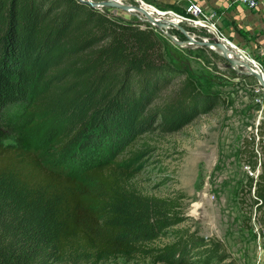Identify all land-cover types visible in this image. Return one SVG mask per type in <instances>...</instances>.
<instances>
[{"label":"trees","instance_id":"16d2710c","mask_svg":"<svg viewBox=\"0 0 264 264\" xmlns=\"http://www.w3.org/2000/svg\"><path fill=\"white\" fill-rule=\"evenodd\" d=\"M161 37L80 0H0V264L131 259L184 221L173 201L134 186L125 160L95 150V158L74 159L84 146L101 149L107 133H176L221 103L169 61ZM25 109L55 120L62 144L85 136L80 146L61 158L59 147L51 162L40 148L4 144ZM188 245L157 259L193 264Z\"/></svg>","mask_w":264,"mask_h":264},{"label":"rangeland","instance_id":"374dc122","mask_svg":"<svg viewBox=\"0 0 264 264\" xmlns=\"http://www.w3.org/2000/svg\"><path fill=\"white\" fill-rule=\"evenodd\" d=\"M120 1L129 7L151 5L146 0ZM190 3L189 18L192 4H198ZM98 10H107L125 22L139 23L142 28L147 25L157 32L165 28L159 29L148 22V18L134 8H129L128 12L110 8ZM151 17L154 19L153 15ZM183 23L178 26L188 30L197 41L213 42L216 37L208 29ZM168 32L180 42L187 41L186 36L172 30ZM227 36L232 43L237 41L239 47L245 46L254 54L247 44ZM161 38L169 61L188 71L204 92L219 96L221 103L176 133L156 132L136 138L128 129L122 133L115 128L113 131L118 129L121 135L107 133L102 139L104 150L103 146L100 149L90 144L74 157L77 160L95 158V150L110 154V161L125 160L135 168L134 186L139 191L173 201L184 218L165 236L147 243L144 252L131 259L120 256L103 264H167L157 258L168 248L184 242L189 244L185 259L194 260L193 264H264V209L257 208L254 194L259 175L264 173V94L258 91L256 78L233 70L219 51L213 50L215 47L209 49L193 44L183 48L167 35ZM79 137L62 144L55 120L40 118L25 109L4 144L40 148L43 157L54 162L57 158L53 154L60 150L58 148L62 149L58 154L61 158L62 152L80 146L85 136L80 140ZM137 151L143 155L133 159ZM252 151L256 154L253 158L249 153ZM255 160L258 165L253 170Z\"/></svg>","mask_w":264,"mask_h":264},{"label":"crops","instance_id":"0c3cea01","mask_svg":"<svg viewBox=\"0 0 264 264\" xmlns=\"http://www.w3.org/2000/svg\"><path fill=\"white\" fill-rule=\"evenodd\" d=\"M146 1L156 9L171 10L174 13L185 17H189L190 14V1L198 3L204 12L213 16V20L227 35L229 34L232 36L231 39H238L247 44L254 51V57L264 62V0H260L259 8L257 10H248L243 6L236 4L235 0ZM183 30H185V32L188 31L184 28ZM180 32L185 35L184 32ZM188 33L190 32L188 31ZM241 36L244 38H241ZM234 42L239 45V42Z\"/></svg>","mask_w":264,"mask_h":264},{"label":"built area","instance_id":"2783aa9c","mask_svg":"<svg viewBox=\"0 0 264 264\" xmlns=\"http://www.w3.org/2000/svg\"><path fill=\"white\" fill-rule=\"evenodd\" d=\"M235 3L240 4V6H243V7L247 8L248 10H257L259 8L260 0H235ZM146 6L148 8H153L155 10L156 13L153 12L154 13L153 17L155 20H162V19L165 20V18L169 19V18H167V16H165L166 14H168V16L171 18V20L173 22H175L177 25L180 23H183V22H187V23H189L195 27L208 29L220 41H222L223 43L227 44L230 47L232 46L231 45L232 42L231 43L229 42L230 40L228 39V37L224 33H221L219 31L216 22L213 20V16L211 14H207L206 12H204L203 9L198 4H194V3L192 4V6H191V14L192 15L190 18L178 15L172 11H168V12L158 11L152 5H146ZM144 18L146 19V17H144ZM164 30H178V29L172 28V27L169 29L168 27H166V28H164ZM164 30H161L160 33L163 34L164 36H166V32ZM190 46H194V45L192 43H187L185 46H182V47L185 48V47H190ZM233 49L237 53L236 55H238V59H240L241 64L242 65H244V64L249 65L251 70L253 72H255L256 74L260 75L264 81V62L255 58L250 51L245 49V47H239V45L236 43H235V47ZM229 56L234 58V59L236 58L233 55H229ZM238 68L241 70H246V68L244 66H239ZM232 69L237 71L235 68H232ZM258 91H262L264 94V89L260 85L259 82H258Z\"/></svg>","mask_w":264,"mask_h":264},{"label":"water","instance_id":"95a60500","mask_svg":"<svg viewBox=\"0 0 264 264\" xmlns=\"http://www.w3.org/2000/svg\"><path fill=\"white\" fill-rule=\"evenodd\" d=\"M81 2L91 6L92 8L95 9H102V8H110V9H120L123 11H129V8H134L135 10L143 13L147 18H148V22H153L154 24H156L158 26L159 29H163L164 27H168L169 29L172 28H176L179 29L180 31L184 32L186 37H187V41L186 42H180L179 40L175 39V37L170 33L166 32V35L172 39H174L177 43V45L179 46H185L187 43H194L196 46L199 47H206L209 49H212L213 47H215L218 51V53L230 64L231 68H235L239 73L244 74L248 77H254L257 79V81L260 83V85L263 87L264 89V81L262 79V77L258 74H256L255 72H253L250 68L249 65L241 64L240 59H238V55H236L237 53L235 52V50L230 47V49L228 48V45L223 43L222 41H220L218 38H214L213 42L210 41H197L196 39H194L193 37H191L189 34H187V32H185V30H183V28H181L180 26H178L175 22H173L171 20V18L168 16V14H166L165 16H167V18L164 21L161 20H155L153 19L150 14L143 9L142 6H136V7H129L128 5H125L123 3H121L120 0H103L100 2H94L92 0H80ZM156 13V12H154ZM229 55H233L236 58H232ZM239 66H244L246 68V70H241L238 67Z\"/></svg>","mask_w":264,"mask_h":264},{"label":"bare ground","instance_id":"6f19581e","mask_svg":"<svg viewBox=\"0 0 264 264\" xmlns=\"http://www.w3.org/2000/svg\"><path fill=\"white\" fill-rule=\"evenodd\" d=\"M144 5V4H143ZM145 6V5H144ZM143 9H145L149 14H150V16L151 15H153L154 13L153 12H155V10L153 9V8H143ZM134 11V10H133ZM230 43H231V41H229ZM192 44H194V43H192ZM231 47H235V44H233V43H231ZM228 48H230L229 46H228ZM213 50H215L216 51V48L215 49H213Z\"/></svg>","mask_w":264,"mask_h":264}]
</instances>
